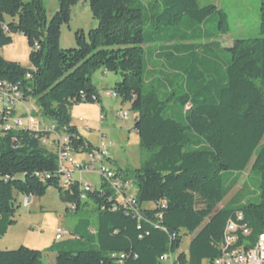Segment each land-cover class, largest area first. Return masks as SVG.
Listing matches in <instances>:
<instances>
[{
  "label": "trees",
  "instance_id": "obj_1",
  "mask_svg": "<svg viewBox=\"0 0 264 264\" xmlns=\"http://www.w3.org/2000/svg\"><path fill=\"white\" fill-rule=\"evenodd\" d=\"M57 2L48 19L44 0H0V51L19 34L30 64L0 56V83L16 86L22 102L33 100L74 153L89 154L98 148L70 125V112L88 104L102 113L92 78L119 76L111 92L135 116L142 162L115 172L132 182L136 210L102 178L99 190L72 179L63 185L55 148L41 143L48 133L0 130V239L16 224L18 196L41 198L52 188L62 204L74 211L91 204L96 214L95 229L80 220L73 238L46 249L55 264H160L168 253L180 264H211L228 224L238 228L232 249L251 247L264 231V0L258 36L228 48L219 42L230 33L228 15L213 4ZM79 2L97 26L75 31L76 46L60 49L61 27ZM246 172L240 191L217 209ZM182 235L192 236L186 253L178 251ZM0 264L44 263L42 252L19 247L0 251Z\"/></svg>",
  "mask_w": 264,
  "mask_h": 264
},
{
  "label": "rangeland",
  "instance_id": "obj_2",
  "mask_svg": "<svg viewBox=\"0 0 264 264\" xmlns=\"http://www.w3.org/2000/svg\"><path fill=\"white\" fill-rule=\"evenodd\" d=\"M27 2L28 0H22ZM146 3L150 0H140ZM201 6L213 4L220 6L228 15V24L230 33L227 36L219 38L223 47L232 46L234 40L253 39L258 36L260 2L261 0H198ZM48 19L58 9L57 0H44ZM6 22L12 19L5 17ZM15 21V19H14ZM97 22L92 19L88 3L79 2L71 10V20L68 25H63L60 30L59 47L60 49H71L76 46L74 33L77 30L94 29ZM29 48L23 36L16 34L13 36L12 44L0 51V56L6 61L17 62L24 68H30L28 61ZM120 80L119 76L106 74L104 77L97 72L92 78V83L100 94L104 112L100 113L98 105L80 104L74 106L70 112V125L74 127L92 148L101 147L107 151V158L114 163L104 162L105 169L114 170L116 168L137 169L142 162L141 151L139 148V139L133 129L134 114L129 111L127 104H121L116 97H108L105 92L111 91V88ZM35 107L33 100L24 102V106L17 105L14 108V119L19 118L25 108ZM36 108V107H35ZM0 111L2 106L0 105ZM120 112H127L129 120L124 122L120 117ZM45 125L50 124L41 116L33 115ZM56 148L54 142L51 144ZM70 158L74 165L88 163V154H76L71 152ZM68 168L72 169L69 165ZM98 165L93 166V171H85L71 174V179L78 181L82 187L89 185L92 190H99L101 176L96 172ZM247 172L244 173L238 184L230 191L217 209L222 208L237 192L240 191L243 183L246 182ZM26 198L18 196L17 203L20 204L14 220L16 224L10 227L6 235L0 239V251H13L19 247H25L31 250L42 252V262L44 264H55V254L46 252L53 243L73 238L68 235L73 227L80 220H87L90 223L91 230L96 227V214L93 206L90 204L79 211L62 204L57 192L50 188L41 198L32 197L28 204H24ZM146 209H153L154 204L148 203L143 206ZM68 233L60 235L57 240L54 239L56 230ZM191 235H182L179 252L186 253L191 240Z\"/></svg>",
  "mask_w": 264,
  "mask_h": 264
},
{
  "label": "built area",
  "instance_id": "obj_3",
  "mask_svg": "<svg viewBox=\"0 0 264 264\" xmlns=\"http://www.w3.org/2000/svg\"><path fill=\"white\" fill-rule=\"evenodd\" d=\"M105 94L108 97H116L110 91H106ZM21 94L18 88L9 83H0V105L2 111H0V126L4 130L11 128L15 129H28L30 131H42L48 133V137L42 138L41 143L43 145H51L52 142L56 145V153L58 157V166L60 174L62 175L61 182L66 185L71 180L72 171L82 173L85 171H93V166L98 165L96 172L102 179L108 184L114 195L119 202L126 207H129L132 211L136 210L135 203V188L132 182L122 179L115 170L105 169L103 164L107 159V151L103 148L92 151L88 154V163H81L78 165L73 164L70 153L73 152L68 146V138L64 134L55 133V125L41 124V130L38 129V122L34 121L31 116L25 117V119L19 117L14 119L10 116L12 107L15 103H20ZM119 117L127 122L129 116L127 112H120ZM72 166V171L68 166ZM83 188L87 190L89 185H84ZM84 199V196L82 197ZM24 204H28V200H24ZM241 219V216H238ZM238 228L233 224H228L224 233L223 244L220 249L222 254L215 259L211 264H264V231L259 234L251 247H238L232 249L237 242ZM62 234L61 230H56L54 233V239L57 240ZM248 232H243V235H248ZM160 264H180L174 255L171 253L165 254L159 258Z\"/></svg>",
  "mask_w": 264,
  "mask_h": 264
},
{
  "label": "crops",
  "instance_id": "obj_4",
  "mask_svg": "<svg viewBox=\"0 0 264 264\" xmlns=\"http://www.w3.org/2000/svg\"><path fill=\"white\" fill-rule=\"evenodd\" d=\"M215 6H217L218 8H221L220 6H218V5H215ZM84 31V30H83ZM228 47H231V46H228ZM228 47H226V48H228ZM100 73V76H102V77H104L105 75H106V73H104V72H99ZM99 99H100V105H101V108H102V110H103V112H104V107H103V101H102V98H101V96H100V94H99ZM25 102V101H24ZM24 102H20V103H15L14 104V106L12 107V116L14 117V114H15V112H14V108H16V106L17 105H21V106H24ZM99 109H100V107H99ZM102 112V113H103ZM100 113H101V111H100ZM102 113H101V115H102ZM33 115H37V109L35 108V107H32V108H25V110H24V112L23 113H21L20 114V117L21 118H23V119H25V117L27 118V116H31V118H33L34 119V121H36V122H38V124H39V126H38V129L39 130H41V128H42V126H41V124L43 123V124H45L44 122H42V121H40L37 117H35V116H33ZM50 124H51V122H50ZM49 125V124H48ZM0 130H1V126H0ZM78 132V131H77ZM78 134L81 136V134L78 132ZM98 148H100L101 149V147H98ZM107 160H108V162L109 163H114V161H112L110 158H107ZM124 169V168H123ZM115 170V169H114ZM71 171H72V169H71ZM74 171H72V173H73ZM67 235L68 233H65V232H62V235ZM69 235V234H68Z\"/></svg>",
  "mask_w": 264,
  "mask_h": 264
},
{
  "label": "bare ground",
  "instance_id": "obj_5",
  "mask_svg": "<svg viewBox=\"0 0 264 264\" xmlns=\"http://www.w3.org/2000/svg\"><path fill=\"white\" fill-rule=\"evenodd\" d=\"M111 92V91H110ZM52 124V123H51ZM51 124H49V125H51ZM1 130H4L3 128H2V126H1ZM99 149V148H98ZM106 161H107V159H106Z\"/></svg>",
  "mask_w": 264,
  "mask_h": 264
}]
</instances>
